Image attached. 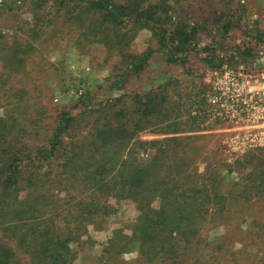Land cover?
<instances>
[{"label": "trees", "instance_id": "obj_1", "mask_svg": "<svg viewBox=\"0 0 264 264\" xmlns=\"http://www.w3.org/2000/svg\"><path fill=\"white\" fill-rule=\"evenodd\" d=\"M25 1L2 0L0 13L25 8L31 21L22 20L19 24L26 37H43V29H48L47 37L54 39L71 33L79 47L99 44L107 53L120 56L123 69L117 73L113 87L129 73L139 74L153 54L151 48L140 53L131 51L133 33L138 28L151 32L157 42L156 51L167 63L185 66L191 44L200 43L196 24L189 26L190 21L178 15L163 18L158 14L161 5L150 0H35L28 5ZM188 1L201 0H185ZM232 3L226 9L227 17L215 26L218 34L235 26L232 18L236 10ZM215 12L223 15V11ZM205 13L202 9L198 15L204 19ZM249 30L252 45L235 46L229 58L219 56L217 63L212 61L213 51L208 52L205 61L216 69L224 60L232 61L235 55L249 56L255 45L264 43V32L257 29L253 35ZM4 38L0 32V63L9 62L4 57L13 58L8 57V50L30 45L7 42ZM206 46V51L213 47ZM21 52L14 60L20 61L17 66L23 70L26 63ZM186 71L194 84L192 94L201 95L200 85L194 81L195 71ZM6 74L1 67L0 75ZM8 82L11 85L6 83L0 90V107L4 106L0 114V264H74L80 248L98 244V260L102 264L119 263L131 244L139 254L137 264L141 258L150 264H180L177 261L183 258L179 257H186L192 249L190 245L198 231L196 224L210 214L207 206L216 205L220 215L226 212L222 208L228 204V196L220 189L231 181H223L219 164H209L203 174L186 168L184 171L164 147L174 148L180 141L178 137L140 139L145 121L161 110V99L155 95L148 94L145 101L135 99L131 104L122 98L112 99L114 103L101 100L92 106L87 104L83 115L91 107L93 120L72 133V125L81 112L42 105L43 110L50 112V134L44 143H23L25 134H37V123L46 113L40 116L42 109L38 107L29 129L19 128L10 109L12 102L10 98L5 102L4 97L10 90L14 89L15 95L23 87H14L9 79ZM87 94L83 91L79 96L84 99ZM199 102L205 103L203 98ZM189 114L193 125L200 124L199 115L192 111ZM233 170L226 168L229 176ZM194 175L202 185L198 178L188 180ZM204 176L207 180H203ZM244 176L249 181L258 177L259 184L264 186V160L255 162ZM261 197L264 198L262 187L255 195ZM121 200L131 201L136 214L126 223L120 220L108 227V217L118 215L116 205ZM155 202L158 204L154 205ZM97 234H103L101 241L96 239Z\"/></svg>", "mask_w": 264, "mask_h": 264}, {"label": "rangeland", "instance_id": "obj_2", "mask_svg": "<svg viewBox=\"0 0 264 264\" xmlns=\"http://www.w3.org/2000/svg\"><path fill=\"white\" fill-rule=\"evenodd\" d=\"M32 1L35 0H26L25 5ZM180 1V3H174L173 0H150L153 4L161 5L158 14L163 18L178 15L186 18V22L190 21L189 26L196 24L198 28L196 36L199 37L200 43L197 46L191 44L187 64L184 66L179 63H167L164 56L156 51L157 42L151 32L146 28H138L133 33L135 35L131 43V51L140 53L146 48H151L154 49L153 54L149 56L146 66L139 74L129 73L116 87L113 85L117 80V73H121L123 69L120 56L107 53L99 44H85L79 47L71 33L54 39L47 37L48 29H43V37L36 39L26 37L21 32L23 26L19 22L31 21V15L23 10L25 8L18 10L16 8L14 11L3 10V15L0 13V32L4 35V39L7 42L17 41L18 44L28 42L30 45H20L21 49L15 46L8 50V57L13 58L4 57L9 62L0 63V68L7 72L6 76L0 75V90L5 88L6 83L11 85L8 79L14 87L18 85L23 87L15 95H13L14 89L10 90L4 97L5 102L10 98L11 112L16 122H19V128L23 130L24 127L29 129V123L31 119H34V112H37L38 107L41 108L42 105L63 106L72 113L81 112L72 125L71 133L78 127L90 125L93 120L91 107L83 115L87 104L92 106L101 100L114 103L111 100L115 98H122L124 102L131 104L135 99L145 101L148 94L160 98L161 110L150 115L145 121V128L139 132L140 139L178 137L180 141L174 148L165 145L164 147L168 148L167 152H172L180 169L185 171L186 168L196 174H203L209 164L216 163L220 167L219 174L225 179L223 181H231L229 184L222 185L220 189L228 196V204L225 209L222 208L226 212L220 215L216 205L207 206L210 214L196 224L198 231L190 245L192 249L186 257L185 255L179 257L184 260L180 259L177 262L180 264H261L264 261V198H255V195L259 188L264 186L259 184L258 177L249 181L244 175L255 162L264 160V149L262 148V151L256 147L240 149L241 144L248 141L251 134L244 130H240L241 133L236 132L235 129L238 130L240 127L236 128L234 125L221 122L203 125L207 116L204 117V114L199 112L204 106V103L201 104L199 101L203 98L205 102L204 90L208 89L213 78L208 76V73L215 69L205 61L207 53L213 51L215 55L211 56L212 61L217 63L219 56L229 58L235 46L252 45V35L247 30L250 29L253 35L256 34L257 29L264 32V0ZM200 2L201 5L198 6ZM231 2H233L232 8L236 10L235 17L232 18L235 26L228 32L223 31V34H218L215 26L227 17L228 14L225 12ZM202 9L206 12L204 19L202 15H198ZM216 9L223 11L221 12L223 15L217 14ZM207 44L213 46L209 51L205 49ZM20 52L26 63L23 70L19 69L21 66H17L20 61L14 60ZM224 61L227 62V60ZM187 69L195 71L197 79L194 81L199 83L201 95L197 92L192 94L194 84L189 80ZM79 88L86 91L88 97L81 99L76 93ZM191 96L193 101H190ZM76 104L79 105L72 109ZM116 105L119 106L120 103ZM3 109L4 106L0 107V114ZM193 110H197L195 114L199 115L200 124H192L189 112ZM45 113L46 115L39 121L40 123H37V128L34 130L37 134L29 137L25 134L23 143L30 141L37 144L39 140L42 141L41 143L46 141L51 127L47 123V115L50 112L42 109L40 116ZM246 136L247 140H242ZM23 143L19 144L23 145ZM228 163L231 165L229 166ZM228 167L234 169L230 176L226 172ZM255 174L256 172L249 178L253 179ZM194 178L198 177L189 176L188 180ZM198 179V183L202 185L200 178ZM203 180H207L205 176ZM206 187L207 184L203 186V189ZM120 202L116 205L119 209L118 215L108 217V227L115 226L120 220L126 223L136 214L135 205L131 204V201L121 200ZM156 204L158 202L154 203ZM95 237L101 241L103 234H97ZM126 250L116 264H137L139 254L135 245L131 244ZM100 251L101 244L85 245L77 251L74 264H102L98 260ZM139 264L150 263L141 258Z\"/></svg>", "mask_w": 264, "mask_h": 264}, {"label": "built area", "instance_id": "obj_3", "mask_svg": "<svg viewBox=\"0 0 264 264\" xmlns=\"http://www.w3.org/2000/svg\"><path fill=\"white\" fill-rule=\"evenodd\" d=\"M208 76H213L212 82L204 90L205 103L199 111L208 117L203 125L221 122L240 127L236 132L251 133L240 149H264V43L255 45L249 56L235 55ZM83 91L79 88L76 93ZM242 140H247V136Z\"/></svg>", "mask_w": 264, "mask_h": 264}]
</instances>
